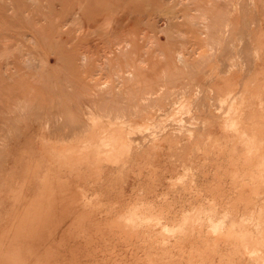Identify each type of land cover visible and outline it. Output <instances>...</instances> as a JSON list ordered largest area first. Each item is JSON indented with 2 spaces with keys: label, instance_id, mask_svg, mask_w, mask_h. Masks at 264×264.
Instances as JSON below:
<instances>
[{
  "label": "rangeland",
  "instance_id": "rangeland-1",
  "mask_svg": "<svg viewBox=\"0 0 264 264\" xmlns=\"http://www.w3.org/2000/svg\"><path fill=\"white\" fill-rule=\"evenodd\" d=\"M0 263L264 264V0H0Z\"/></svg>",
  "mask_w": 264,
  "mask_h": 264
},
{
  "label": "bare ground",
  "instance_id": "bare-ground-1",
  "mask_svg": "<svg viewBox=\"0 0 264 264\" xmlns=\"http://www.w3.org/2000/svg\"><path fill=\"white\" fill-rule=\"evenodd\" d=\"M83 126H84V125H83ZM130 126H131V125H130ZM132 127H133V126H132ZM118 128H119V127H118ZM120 129H121V127H120ZM126 131L128 132V130H126ZM117 134H118V133H117ZM126 215H127V214H126ZM126 215H125V217H127ZM123 216H124V215H123ZM128 216H129V214H128ZM3 257H4V256H3ZM5 260H6V259H5ZM8 261H9V260H8ZM14 262H15V261H14ZM10 263H11V262H10ZM0 264H1V263H0ZM5 264H6V263H5Z\"/></svg>",
  "mask_w": 264,
  "mask_h": 264
}]
</instances>
